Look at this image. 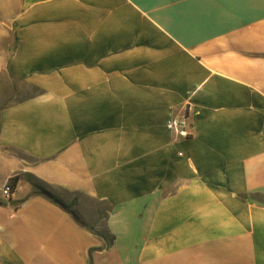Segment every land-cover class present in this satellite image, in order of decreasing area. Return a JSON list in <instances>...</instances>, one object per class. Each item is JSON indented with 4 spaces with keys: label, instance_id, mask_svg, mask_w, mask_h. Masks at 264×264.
Wrapping results in <instances>:
<instances>
[{
    "label": "crops",
    "instance_id": "0c3cea01",
    "mask_svg": "<svg viewBox=\"0 0 264 264\" xmlns=\"http://www.w3.org/2000/svg\"><path fill=\"white\" fill-rule=\"evenodd\" d=\"M6 83L0 264H264V0H0Z\"/></svg>",
    "mask_w": 264,
    "mask_h": 264
},
{
    "label": "rangeland",
    "instance_id": "374dc122",
    "mask_svg": "<svg viewBox=\"0 0 264 264\" xmlns=\"http://www.w3.org/2000/svg\"><path fill=\"white\" fill-rule=\"evenodd\" d=\"M36 92H37V89L35 87L29 86L26 84H21L18 86L16 85V83L15 84L6 83V86L2 89V94L0 95L2 97L0 99V107H2L3 105H7L14 99L27 97ZM29 180L32 182L34 189L35 188H45L49 190L46 184H44L43 182L36 181L33 178H29ZM52 194L55 196L56 199L64 202L70 208L73 205L69 204L66 201H68L67 200L68 198L72 197L74 202L78 203L79 209L76 211L78 213V216L83 219L85 218V220L88 221L87 226L94 228V225H96V223H99V226L102 228L104 221H105V217H106L105 216L106 208L100 202L94 201L90 198L83 197L77 194L69 195L67 193H63L64 197H61L62 195L61 193H59V195L54 194V193Z\"/></svg>",
    "mask_w": 264,
    "mask_h": 264
},
{
    "label": "built area",
    "instance_id": "2783aa9c",
    "mask_svg": "<svg viewBox=\"0 0 264 264\" xmlns=\"http://www.w3.org/2000/svg\"><path fill=\"white\" fill-rule=\"evenodd\" d=\"M169 127L179 135L188 136V129L190 127L188 122V116L185 114L181 118H173L169 124ZM15 189L16 187L12 185L11 181H8L0 189V194L5 198V200H12L15 194Z\"/></svg>",
    "mask_w": 264,
    "mask_h": 264
},
{
    "label": "trees",
    "instance_id": "16d2710c",
    "mask_svg": "<svg viewBox=\"0 0 264 264\" xmlns=\"http://www.w3.org/2000/svg\"><path fill=\"white\" fill-rule=\"evenodd\" d=\"M36 89H37L36 93H38L39 90H38V88H36ZM29 178H33L36 181H40L34 175H31V174L29 175ZM19 179H20L19 176H15L14 178L11 179V183L14 187H16L17 183L19 182ZM40 182H42V181H40ZM39 194L44 195L47 198H49L50 200L58 203L62 208H64L67 212H69L79 224H81L82 226H86L85 223L79 219V216L76 214V212L74 210H71V208L68 205H66L64 202L56 199L55 196L49 190H47L45 188H35L32 195H39Z\"/></svg>",
    "mask_w": 264,
    "mask_h": 264
}]
</instances>
